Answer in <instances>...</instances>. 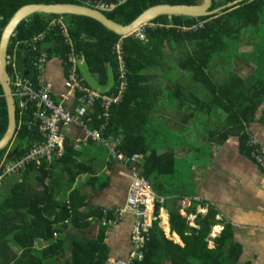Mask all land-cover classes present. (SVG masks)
Listing matches in <instances>:
<instances>
[{
    "label": "trees",
    "instance_id": "trees-1",
    "mask_svg": "<svg viewBox=\"0 0 264 264\" xmlns=\"http://www.w3.org/2000/svg\"><path fill=\"white\" fill-rule=\"evenodd\" d=\"M96 1L106 5L112 4L114 6L112 10L102 11V13L106 18L120 25L131 23L144 10L155 5H200L202 3V0H0V29L3 30L13 14L25 5L75 4L92 7ZM211 1L210 11L235 0ZM263 19L264 0H246L210 17L159 16L144 26V40L141 41L132 35L124 37L116 35L89 17L35 13L16 26L9 39L7 54H11L13 47H17L19 49L16 56L18 70L24 73L23 60L25 59L27 75L35 78V73L29 66L33 54L25 42L43 34L42 41L36 45L38 51L45 50L48 59L55 57L62 64L70 51V47L64 42L61 34V26H63L75 54L85 60L96 82L105 86L108 68L111 69L117 84L118 63L113 48L120 43L127 73V87L121 102L110 109V119L103 131V137L119 138L120 142L116 149L126 156L140 155L144 158L148 152L144 135L147 113H152L159 97V90L149 83L150 76L147 73L161 68L165 62V48L175 46L182 49L176 67L188 75L189 85H194L195 88L200 87L204 93L202 99L195 100L194 89L186 93L177 82L174 92H171L168 99L177 108L190 104L193 99L196 107L191 109L195 112L219 108L232 113L234 127L240 133L244 132L253 119L259 100L264 98V82L257 81L262 62V59L260 60L262 55L260 54L259 57L257 55L258 44H252L253 62L258 65V69L254 71L252 77L255 81L247 89L245 100L233 98V89L238 90L241 81L234 72L229 69L227 77L223 75L228 79L227 83L235 77L237 79L228 90L227 84L224 88L225 86L214 83L209 68L220 62H231L232 54L238 46L248 41V37H254L245 35L244 32L253 30L257 33L255 37L264 38L261 27L264 24ZM198 24H201V27L183 30ZM7 72L10 73L9 68ZM114 90L115 87L110 93ZM98 114L99 108L95 104L93 112L83 117L90 129H96L103 123V120L97 119ZM15 117L17 121L16 114ZM24 119L29 121V115ZM7 124V108L0 87V139L6 131ZM35 127V125L24 124L16 129L7 146L0 150V162L5 165L21 160L29 148L40 141L39 132ZM71 149L65 142L64 155L59 162L49 166L42 163L37 168L35 164H31L24 172L3 178L0 187L4 184L6 190L0 189V264L106 263L108 248L104 244V228L94 241L71 242L68 253L65 254L61 239L62 232L69 225L74 228L80 227L88 216L78 211L81 206H75L72 202L73 195L71 202L54 203L51 191L44 184V180L53 165L72 160L75 153L73 148ZM169 161H171L170 156H157L151 152L144 158L141 176L149 182L150 177L160 174L161 167ZM69 173L68 182L71 183L79 171L75 173L72 169ZM32 177L41 185L40 190H31L29 179ZM162 206L156 203L155 215H158L159 208ZM70 208L73 210L72 216L68 214V210L71 211ZM166 209L169 233H174L182 246L167 239L158 225L159 221H155L149 232V240L145 244L143 260L138 264H239L241 247L231 242L232 232L228 225H223L220 234L213 239V248H208V236L216 224L215 212L211 208L204 216H198L195 219L197 229L188 226L185 218L179 215L175 204L167 206ZM100 216L101 211L98 219ZM65 220L68 222L63 224ZM37 241L47 245L38 250L35 248ZM15 250L19 252L16 253ZM62 256L63 259H61Z\"/></svg>",
    "mask_w": 264,
    "mask_h": 264
},
{
    "label": "crops",
    "instance_id": "crops-1",
    "mask_svg": "<svg viewBox=\"0 0 264 264\" xmlns=\"http://www.w3.org/2000/svg\"><path fill=\"white\" fill-rule=\"evenodd\" d=\"M248 38L232 54L231 62H220L209 68L214 83L220 86L227 84L228 90L237 81L235 77L227 83L225 77L229 69L241 79L240 88L233 89L236 100H245L247 89L255 81L252 76L258 65L253 62L254 43L258 44V57L262 55L257 81L264 82V38ZM181 51L179 47L165 48V62L161 68L147 73L149 83L159 90V97L155 109L147 113L144 126L148 148L146 157L151 152L171 157V161L161 167L160 174L151 176L149 181L154 194L163 200V206L159 208L160 228L168 232L173 242L182 246L179 238L169 233L166 207L177 206L178 197L196 196L215 212L216 224L208 236V248H213V239L226 224L232 232L231 242L241 247L239 264H264V172L249 158L244 145L245 134L249 133L264 152V98L259 100L252 121L242 133L234 127L232 113L219 108L206 112L191 109L196 107L195 100L204 97L200 87L190 84V91L193 88L196 92L193 95L195 100L191 99L190 104L177 108L168 99L176 83L181 84L186 93H189L190 86L182 82L188 75L176 67ZM44 77L51 83L53 94L58 99L65 88L63 65L57 58H49ZM62 132L70 149L75 143H80L82 149H73L75 155L72 160L53 165L44 184L49 187L54 203L71 202L73 195L72 202L81 206L78 211L88 216L80 227L69 225L62 232L65 254L71 242L94 241L104 228V244L108 248L105 264L126 259L134 222L132 214H123L112 227L103 224L102 214L100 219L98 217L101 210L112 211L124 206L131 182L129 166L110 160L107 151L99 144L84 141L80 126L67 125ZM144 158L138 163L140 173ZM72 169L75 173L78 170L79 174L69 183V171ZM29 184L32 191L41 188L33 177ZM70 209L68 214L72 216L73 210ZM46 245L37 241L35 248L43 249Z\"/></svg>",
    "mask_w": 264,
    "mask_h": 264
},
{
    "label": "built area",
    "instance_id": "built-area-1",
    "mask_svg": "<svg viewBox=\"0 0 264 264\" xmlns=\"http://www.w3.org/2000/svg\"><path fill=\"white\" fill-rule=\"evenodd\" d=\"M92 5L91 8L100 12L110 11L114 7L112 4L106 5L101 1H96ZM197 27H201V24L183 30H191ZM0 31L2 30L0 29ZM61 34L64 42L70 47V51L62 63L65 92L60 94L58 99L53 94L51 83L44 77L49 60L47 54L45 50L38 51L36 47L37 43L42 41L43 34L34 37L29 42H25L33 54L29 66L33 69L35 78L24 75L21 70H18L16 56L19 49L17 47H13L11 54L6 55V68H9L10 71L8 73L9 88L14 100L15 114L18 118L16 129L24 124L28 126L35 125L40 135V141L32 145L21 160L5 165L0 162V185L5 176L20 174L31 164H35L37 168L42 163L49 166L59 162L64 155L65 147V135L62 128L71 124L80 126L84 141L99 144L107 151L110 160L114 159L128 165L130 168L131 182L124 206L112 211L101 210V220L106 227H112L123 214L127 212L132 214L134 222L129 237V252L126 259L116 260L114 264H138L143 260L145 244L149 240L152 225L160 219L159 215H155V205L157 202L162 204L163 200L154 194L149 182L141 176L138 163L141 162L142 156H126L116 149L120 142L119 138L107 139L103 137V131L110 119V109L121 102L127 87V73L122 59L120 43H117L113 48L118 63L117 84L115 80L112 88L115 87V90L112 93L99 94L88 88L78 74L77 63L80 58L73 51L72 44L63 26H61ZM130 35L143 41L144 26L139 27L128 36ZM95 104L99 108L97 119L103 120V123L96 129H90L83 117L87 113L93 112ZM27 115L30 117L29 121L24 119ZM245 136L244 145L248 150L249 158L264 172L263 150L254 136L249 133H246ZM73 149L79 151L82 149V145L75 143ZM176 203L179 215L185 218L189 227L194 229H197L195 219L198 216H204L209 209L208 205L196 196L178 197ZM67 222L68 220L63 221L64 224ZM163 233L166 238L171 240L168 233L165 231Z\"/></svg>",
    "mask_w": 264,
    "mask_h": 264
},
{
    "label": "water",
    "instance_id": "water-1",
    "mask_svg": "<svg viewBox=\"0 0 264 264\" xmlns=\"http://www.w3.org/2000/svg\"><path fill=\"white\" fill-rule=\"evenodd\" d=\"M243 1L246 0H235L211 11L209 10L212 3L211 0H202V3L200 5H155L144 10L135 20L127 25H120L118 23H115L106 18L102 12L84 5L31 4L22 6L13 14L0 34V87L5 99L8 118L6 131L3 137L0 139V150L4 149L7 146L16 130L15 105L9 88V75L6 68L5 58L7 55L9 39L12 36L16 26L25 18L35 13L55 15L70 14L85 16L99 22L106 29L112 31L116 35L124 37L131 34L139 27L148 25L153 19L159 16H181L191 18L210 17L213 15H217L227 9H230ZM25 64L26 63L24 59V68H26ZM77 70L87 87L99 94L109 93L115 84L114 75L109 68L107 70L108 79L106 85L102 86L98 84L90 73L89 68L83 58H80L77 63ZM24 75H27L26 69L24 71ZM14 152L15 151H13V153Z\"/></svg>",
    "mask_w": 264,
    "mask_h": 264
},
{
    "label": "rangeland",
    "instance_id": "rangeland-1",
    "mask_svg": "<svg viewBox=\"0 0 264 264\" xmlns=\"http://www.w3.org/2000/svg\"><path fill=\"white\" fill-rule=\"evenodd\" d=\"M263 21H264V19H263ZM262 27V29H263V36H264V24L261 26ZM244 34L245 35H248V36H256V31H253V30H248V31H246V32H244ZM239 46H241V45H239ZM238 46V47H239ZM175 47V46H174ZM182 52V51H181ZM181 52L179 53V55L178 56H180V54H181ZM236 55V54H235ZM169 57V56H168ZM175 58H177V56H175ZM237 59V58H236ZM241 60V59H240ZM225 63H227V62H225ZM188 81H189V77L188 78H186L185 80H183L182 82H183V84H187L188 86H189V84H188ZM189 91H190V86H189ZM0 189H2L1 191H5L6 189H5V186H4V184H3V186H1L0 187ZM69 211V210H68ZM158 215H159V218H161V216H160V214L158 213ZM158 221H159V226H160V219H158ZM166 233H168L167 231H165Z\"/></svg>",
    "mask_w": 264,
    "mask_h": 264
},
{
    "label": "flooded vegetation",
    "instance_id": "flooded-vegetation-1",
    "mask_svg": "<svg viewBox=\"0 0 264 264\" xmlns=\"http://www.w3.org/2000/svg\"><path fill=\"white\" fill-rule=\"evenodd\" d=\"M25 63H26V61H25ZM26 65V64H25Z\"/></svg>",
    "mask_w": 264,
    "mask_h": 264
}]
</instances>
